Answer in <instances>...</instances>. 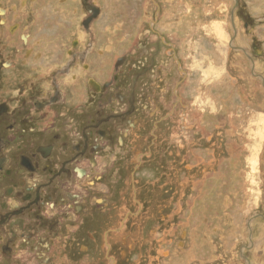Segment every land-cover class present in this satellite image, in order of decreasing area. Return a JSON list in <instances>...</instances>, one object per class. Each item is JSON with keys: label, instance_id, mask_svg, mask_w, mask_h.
I'll return each instance as SVG.
<instances>
[{"label": "rangeland", "instance_id": "1", "mask_svg": "<svg viewBox=\"0 0 264 264\" xmlns=\"http://www.w3.org/2000/svg\"><path fill=\"white\" fill-rule=\"evenodd\" d=\"M161 1L158 29L182 58V84L181 77L173 79L169 97L156 88L154 77L141 85L137 103L151 105L154 116L150 141L126 143L127 153L120 155L134 150L133 164L138 166L140 154L142 168L134 176L120 169L126 173L120 183L114 171L109 188L97 190L105 206L87 235H80L87 221L59 222L51 264H114L112 258L118 264H264V0ZM58 4L51 1L53 10L63 13L65 5ZM106 4L100 7L115 14L114 24L105 36L92 35L87 48L92 39L102 40L101 53L115 50L113 60L118 54L133 56L141 47L151 52L147 43L156 37L147 29L153 12L148 0ZM104 61L105 69L110 63ZM115 178L118 190L111 188ZM132 188L137 201L159 199L158 204L148 202L152 216L119 233L123 204L116 206L114 192L128 203ZM107 231L111 237L104 236Z\"/></svg>", "mask_w": 264, "mask_h": 264}, {"label": "flooded vegetation", "instance_id": "2", "mask_svg": "<svg viewBox=\"0 0 264 264\" xmlns=\"http://www.w3.org/2000/svg\"><path fill=\"white\" fill-rule=\"evenodd\" d=\"M51 1L65 5L64 12L54 11ZM89 1L0 0V264H51V252L56 251L51 239L60 235L62 220L87 221L80 233L87 235L90 222L98 220L105 206V196L97 190L111 184L114 176L108 178L114 171L120 183L126 175L122 171L134 176L143 166L140 154L138 166L133 164L134 150L120 155L127 153L126 143L150 141L154 116L151 105L137 103L141 85L154 77L156 88L169 97L173 79L181 77L182 84V58L158 29L161 0H148L153 12L147 29L156 37L147 41L151 52L141 47L133 56L118 54L114 60L115 50L101 53L104 41L92 39L91 49L86 46L92 35L105 36L115 21L114 13L100 7L109 0ZM70 13L80 21L74 22ZM260 56L264 59V52ZM103 59L110 63L105 69ZM111 188L118 190L117 178ZM130 191L128 203L114 192L116 206L123 204L124 210L119 233L126 226L130 230L134 220L152 216L148 202L158 204L159 199L139 202L136 190Z\"/></svg>", "mask_w": 264, "mask_h": 264}, {"label": "bare ground", "instance_id": "3", "mask_svg": "<svg viewBox=\"0 0 264 264\" xmlns=\"http://www.w3.org/2000/svg\"><path fill=\"white\" fill-rule=\"evenodd\" d=\"M54 60V59H53ZM174 96V95H173ZM111 237V236H110Z\"/></svg>", "mask_w": 264, "mask_h": 264}]
</instances>
